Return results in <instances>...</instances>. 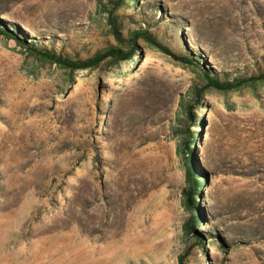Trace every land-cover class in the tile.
Masks as SVG:
<instances>
[{
	"label": "rangeland",
	"instance_id": "374dc122",
	"mask_svg": "<svg viewBox=\"0 0 264 264\" xmlns=\"http://www.w3.org/2000/svg\"><path fill=\"white\" fill-rule=\"evenodd\" d=\"M111 16L178 58L141 38L71 71L30 49L90 57L117 43ZM261 75L264 0H0V264H264ZM177 126L197 136L200 213Z\"/></svg>",
	"mask_w": 264,
	"mask_h": 264
},
{
	"label": "trees",
	"instance_id": "16d2710c",
	"mask_svg": "<svg viewBox=\"0 0 264 264\" xmlns=\"http://www.w3.org/2000/svg\"><path fill=\"white\" fill-rule=\"evenodd\" d=\"M137 2V0H135ZM113 11L110 12L111 15H113ZM109 22L112 27V32L114 34V37L117 41L115 44H111L108 47H105L102 50L97 51L94 55L90 57H79V56H64L61 54H58L54 50H50L47 48H40L36 47L35 45H31L30 49L42 54L43 56L49 58L52 62L59 64L61 67L69 69L71 71L79 70V69H93L99 67L102 63L107 61H121L125 59H131L135 56L134 51L138 48V40L144 39L147 41L151 46L154 48L165 52L175 58H178V55H176L170 47L164 43L161 39H159L157 36H154L148 29V27H139L132 29L128 35H124L120 31V27L118 25V18L111 16L109 17ZM8 35L12 38H17V35L13 33L12 31H7ZM184 60L186 62H191L192 64H196L194 59H191L189 56L184 55ZM181 57V58H183ZM206 76L208 78V85L209 86H215L220 89H226L231 88L234 85L229 84L227 82H220L217 77H214L213 75H210V73L206 72ZM253 78L258 79V77H250V80ZM260 78H264V75H261ZM242 82L239 81L237 85ZM196 94V103H201V93L197 92ZM182 106L185 110V112L188 114V117L186 119L181 118L180 114L177 115V120L180 123L183 122H194L195 113L193 111L194 105H186L184 102H182ZM177 133H182L184 136L183 142L179 147L180 152L182 153V163L185 166H188V179L190 180L191 186L186 187L184 189V204L187 207V209L192 210L194 212L200 213L201 211V203L200 200H197L196 197H201L200 188H201V175L198 171V165H197V156H196V150L193 149L192 145H196L197 143V136L195 135V131L191 129L190 127H181L177 126L175 129ZM187 155V157H186ZM194 218H190L188 224L186 227L190 230H192L194 233L198 232L195 224H194ZM199 220L203 219V215H199ZM200 240H203V237H199Z\"/></svg>",
	"mask_w": 264,
	"mask_h": 264
},
{
	"label": "bare ground",
	"instance_id": "6f19581e",
	"mask_svg": "<svg viewBox=\"0 0 264 264\" xmlns=\"http://www.w3.org/2000/svg\"><path fill=\"white\" fill-rule=\"evenodd\" d=\"M23 25H24V24H23ZM24 27L28 29V27H26V25H24Z\"/></svg>",
	"mask_w": 264,
	"mask_h": 264
}]
</instances>
